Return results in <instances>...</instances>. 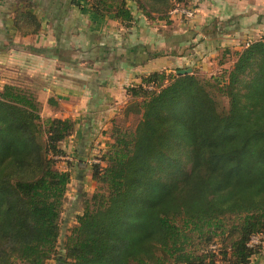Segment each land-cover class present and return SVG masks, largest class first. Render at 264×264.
<instances>
[{
    "label": "trees",
    "instance_id": "trees-1",
    "mask_svg": "<svg viewBox=\"0 0 264 264\" xmlns=\"http://www.w3.org/2000/svg\"><path fill=\"white\" fill-rule=\"evenodd\" d=\"M87 1L130 26L126 0ZM172 1L136 4L167 20ZM11 12L24 34L40 29L23 5ZM220 54L233 58L222 80L177 73L186 64L127 88L123 114L138 119L132 129L111 124L104 164L91 165L96 191L83 199L58 264H248L250 238L264 232V33ZM73 131L71 118L43 117L30 91L0 87V264H46L56 253L71 174L55 157Z\"/></svg>",
    "mask_w": 264,
    "mask_h": 264
},
{
    "label": "crops",
    "instance_id": "crops-1",
    "mask_svg": "<svg viewBox=\"0 0 264 264\" xmlns=\"http://www.w3.org/2000/svg\"><path fill=\"white\" fill-rule=\"evenodd\" d=\"M26 1L0 0V79L36 89L37 100L45 105L47 96L56 105L65 104L69 111L63 106V117L66 113L74 121V131L60 147L76 158V169L82 172L88 169L89 152L105 149L103 140L109 136L103 133L126 104L128 87L150 72L213 64L224 47L239 50L264 33V0H191L195 11L186 23L170 13L167 20H151L126 0L132 15L127 28L113 13L95 12L86 0L79 5L69 0ZM17 5L34 13L38 32L24 34L14 27L11 11ZM184 32L190 35L178 39ZM189 45L196 47L186 51ZM61 90L65 93L59 94ZM78 147L84 152L82 160L76 157ZM71 163L61 167L70 171L68 186L73 175L76 178ZM77 180L81 188L78 175ZM257 240L248 264H264V232Z\"/></svg>",
    "mask_w": 264,
    "mask_h": 264
},
{
    "label": "rangeland",
    "instance_id": "rangeland-1",
    "mask_svg": "<svg viewBox=\"0 0 264 264\" xmlns=\"http://www.w3.org/2000/svg\"><path fill=\"white\" fill-rule=\"evenodd\" d=\"M83 1V0H81ZM133 2H135V6H136V10H138L140 13H144L142 12V10L140 8H138L137 4H136V0H132ZM176 0L172 1V6H173V2ZM87 3H89V1H85ZM172 8V7H171ZM150 19V18H149ZM151 20H156V19H151ZM187 35H190L189 33H181V37L178 39H181L182 37H186ZM175 39L172 40V43L174 45ZM176 43V42H175ZM219 54L216 55V57L214 58V62L213 64H210V62H202L203 65L198 66V64H196L191 72L193 74H195L196 76L203 78V79H209L210 81H212V77H217L219 78L221 76V79L223 78V75H225V73L223 72L224 70H227L229 68L228 65L231 64L232 59L229 58L228 56L225 55H221L220 52H218ZM197 66V67H196ZM164 71V70H163ZM175 73V68H172V71H165V77H167V75L169 74H174ZM66 76V75H65ZM166 80H163L162 82H165ZM4 81L0 79V87L3 84ZM3 83V84H2ZM8 84V83H7ZM14 85V84H12ZM153 86L154 88H158V86H156V84H145L144 87L147 89L148 86ZM19 87V86H18ZM27 91H30L31 93H33V95L35 96V98L37 99V97L39 98V92L36 91V89L32 90V89H28V88H23ZM63 88H65V86L63 85ZM152 89V88H151ZM148 89V90H151ZM60 93H65V91L61 90L59 91ZM51 96H47L44 97V100H46V105L44 101H40L39 102V111L42 114L43 117H61V118H66V113L64 114L65 116L63 117V106H64V110L65 111H69L66 110V106L63 103H58L57 105L55 103L50 102V98ZM46 98V99H45ZM53 99V98H52ZM129 99V98H128ZM128 101V100H127ZM222 101L224 102L225 100L222 99ZM48 109H47V108ZM125 106H123L122 108H119V113H117L116 117L114 118L113 122L117 125H119L120 127H124V128H128V129H132L138 119V116L135 114H128V115H124L123 114V109ZM71 112V111H70ZM70 118V117H67ZM112 122V123H113ZM107 133H103V135H107L109 136V131H106ZM103 141H106L105 144L108 145V143L111 141L110 136L107 138H104ZM61 143V142H60ZM102 155V152H89V154L87 155V164H88V169L85 170V172H82L81 170H77L76 169V158H70V155H58L56 156V160H57V166L58 168L64 167L67 162L69 161L74 162L71 163L73 172L76 174V178L75 175H73L72 177V183L68 186L67 192H66V198H65V202L63 204V210L61 212L60 215V230H59V239H58V243H57V247H56V253H54L47 261L46 264H58L57 259H56V254L58 253H63L64 250L62 249V245L64 243V240L66 238V235L69 233L70 228L75 224V217L77 214H81L84 208V201L83 199H87L88 197H90L92 192L96 191V187L97 184L91 179V165L93 164H98V163H94L92 162L93 158H98L100 160L101 165H103V161L100 159V156ZM64 156H68L67 160ZM73 159V160H72ZM63 161V162H62ZM59 163V164H58ZM62 163V164H60ZM64 164V165H63ZM62 165V166H61ZM69 166V165H67ZM78 171V172H77ZM88 174L90 177H88ZM77 175L79 176V178L81 179L82 182H80L81 188L80 191L84 192V196H82L81 198H78V191L79 189L77 188ZM81 175V176H80ZM80 181V180H79ZM77 199V200H76ZM80 199V200H79ZM209 248L211 247L208 246ZM218 245L215 244L214 246H212V248H214L215 250L217 249ZM205 249V247L203 248Z\"/></svg>",
    "mask_w": 264,
    "mask_h": 264
},
{
    "label": "built area",
    "instance_id": "built-area-1",
    "mask_svg": "<svg viewBox=\"0 0 264 264\" xmlns=\"http://www.w3.org/2000/svg\"><path fill=\"white\" fill-rule=\"evenodd\" d=\"M191 0H180V1H174L172 8L169 10L170 14H173L176 16V19L180 21L181 23L186 22V20L191 19V17L194 14V7L192 3H190ZM153 88V86H148V89ZM66 159L68 156H64ZM92 162L100 163V160L98 158H93ZM258 242L257 240V234L253 235L250 238L249 245L254 246ZM214 246V245H212ZM211 246V247H212Z\"/></svg>",
    "mask_w": 264,
    "mask_h": 264
},
{
    "label": "water",
    "instance_id": "water-1",
    "mask_svg": "<svg viewBox=\"0 0 264 264\" xmlns=\"http://www.w3.org/2000/svg\"><path fill=\"white\" fill-rule=\"evenodd\" d=\"M190 71H191V68L189 67V68H186V69H178L177 73L183 74V73H188Z\"/></svg>",
    "mask_w": 264,
    "mask_h": 264
}]
</instances>
